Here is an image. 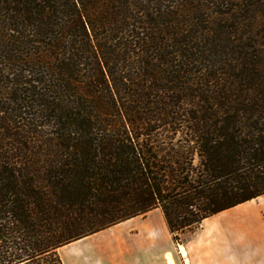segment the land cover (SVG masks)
Returning <instances> with one entry per match:
<instances>
[{
	"label": "trees",
	"instance_id": "obj_1",
	"mask_svg": "<svg viewBox=\"0 0 264 264\" xmlns=\"http://www.w3.org/2000/svg\"><path fill=\"white\" fill-rule=\"evenodd\" d=\"M263 195L264 0H0V264Z\"/></svg>",
	"mask_w": 264,
	"mask_h": 264
},
{
	"label": "crops",
	"instance_id": "obj_2",
	"mask_svg": "<svg viewBox=\"0 0 264 264\" xmlns=\"http://www.w3.org/2000/svg\"><path fill=\"white\" fill-rule=\"evenodd\" d=\"M148 214L142 224H136L146 232L148 245H141L129 229L119 231L120 224L61 248L64 263L264 264V195L206 219L183 248L185 254L180 249L185 261L179 263L171 261V236L161 210Z\"/></svg>",
	"mask_w": 264,
	"mask_h": 264
},
{
	"label": "rangeland",
	"instance_id": "obj_3",
	"mask_svg": "<svg viewBox=\"0 0 264 264\" xmlns=\"http://www.w3.org/2000/svg\"><path fill=\"white\" fill-rule=\"evenodd\" d=\"M150 216V214H147L145 216H140L138 217L135 221H130V222H123L121 223L122 225L119 227V231H123V230H128L129 233L131 234H135L134 238H137L138 239V242L143 245V243L145 245H148V237L146 235V232L141 231V226L138 228L136 226V224L139 222H141V224L143 223V221H145L148 217ZM129 221V220H128ZM120 225V224H119ZM133 227V228H132ZM201 230V227H199L198 229L192 231V232H187L183 235L180 236V240L178 243L174 242L173 241V237L172 235L170 234L171 236V252H172V255H173V258H172V261L173 262H177L179 263L181 260L182 262L185 261V258H182V255L180 254V249L182 250V253H183V248L187 249L188 247V244L189 242H191L193 240V238L195 237V235ZM117 232V230L115 231ZM169 232V230H168ZM170 233V232H169ZM113 236L115 237L114 233H109V237ZM73 249V248H72Z\"/></svg>",
	"mask_w": 264,
	"mask_h": 264
},
{
	"label": "bare ground",
	"instance_id": "obj_4",
	"mask_svg": "<svg viewBox=\"0 0 264 264\" xmlns=\"http://www.w3.org/2000/svg\"><path fill=\"white\" fill-rule=\"evenodd\" d=\"M183 254H185V251L183 250ZM171 261H172V259H171Z\"/></svg>",
	"mask_w": 264,
	"mask_h": 264
}]
</instances>
